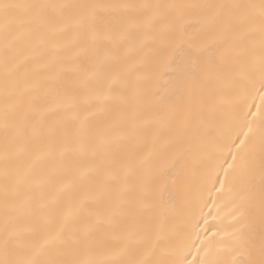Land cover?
<instances>
[{"label": "snow or ice", "instance_id": "obj_1", "mask_svg": "<svg viewBox=\"0 0 264 264\" xmlns=\"http://www.w3.org/2000/svg\"><path fill=\"white\" fill-rule=\"evenodd\" d=\"M0 264H264V0H0Z\"/></svg>", "mask_w": 264, "mask_h": 264}, {"label": "bare ground", "instance_id": "obj_2", "mask_svg": "<svg viewBox=\"0 0 264 264\" xmlns=\"http://www.w3.org/2000/svg\"><path fill=\"white\" fill-rule=\"evenodd\" d=\"M206 198H207V197H206ZM204 211H205V213H207L208 209H207V208H205V209H204ZM213 211H215V209H213Z\"/></svg>", "mask_w": 264, "mask_h": 264}]
</instances>
